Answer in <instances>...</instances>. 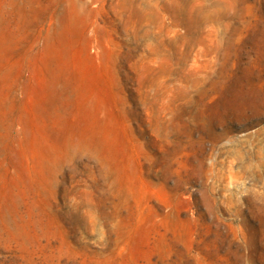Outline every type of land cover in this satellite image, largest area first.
Here are the masks:
<instances>
[{"label":"rangeland","instance_id":"1","mask_svg":"<svg viewBox=\"0 0 264 264\" xmlns=\"http://www.w3.org/2000/svg\"><path fill=\"white\" fill-rule=\"evenodd\" d=\"M0 264H264V0H0Z\"/></svg>","mask_w":264,"mask_h":264}]
</instances>
